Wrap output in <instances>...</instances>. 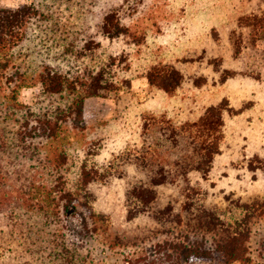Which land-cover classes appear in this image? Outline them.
Wrapping results in <instances>:
<instances>
[{
	"label": "trees",
	"instance_id": "trees-1",
	"mask_svg": "<svg viewBox=\"0 0 264 264\" xmlns=\"http://www.w3.org/2000/svg\"><path fill=\"white\" fill-rule=\"evenodd\" d=\"M98 1L95 31L84 19H55L36 2L0 5V264H93V253L77 237L82 232L71 230L74 236L58 220L74 208L88 233L109 223L94 209L91 185L112 177V165L89 167L85 153L78 165L83 148L75 144L87 130V99L122 88L115 64L127 55L107 52L101 37L110 43L132 37L131 20H126V4H132ZM238 25L251 26L255 41L258 29L264 30V14L242 15ZM246 37L242 30L232 33L234 55ZM225 70L222 81L233 73ZM142 75L149 86L168 94L184 79L171 64L153 63ZM124 82L129 88L130 80ZM37 85L41 90L32 104L19 100L22 88ZM228 104L209 105L181 124L165 116L143 118L142 142L127 161L138 173L125 188L127 217L148 214L163 231L177 235L155 244L149 254L128 258V264H256L250 239L253 223L264 218V196L225 192L218 197L204 185L221 152L224 114L232 112ZM251 161L253 172L264 169V161Z\"/></svg>",
	"mask_w": 264,
	"mask_h": 264
},
{
	"label": "rangeland",
	"instance_id": "rangeland-1",
	"mask_svg": "<svg viewBox=\"0 0 264 264\" xmlns=\"http://www.w3.org/2000/svg\"><path fill=\"white\" fill-rule=\"evenodd\" d=\"M31 2L58 20L84 19L86 24L92 23V31L101 10L98 0H0V5L17 7ZM130 3L131 7L126 4V13L130 14L126 20H131L132 37L136 40L124 36L110 43L101 37L107 52L124 50L127 55L125 60L117 58L115 64L116 81L122 88L107 97L87 99L83 117L87 130L75 144L83 148L79 151L80 160L75 161L78 165L84 153L89 167L95 163L103 170L112 165V177L91 185L94 209L109 223L105 222V227L97 232L88 233L74 208L58 220L68 231L82 232L78 236L70 233L84 238L93 253V264H128V258L149 254L155 244L177 235L175 231H163L165 228L148 214L133 220L127 217L125 188L138 179V173L127 161L134 157L142 142L144 117L165 116L181 124L196 119L207 106L227 100L232 112L225 111L221 152L215 157L204 185L213 188L210 193L218 197L225 192L243 198L264 196V169L255 173L248 167L251 160L264 161V30L258 29L254 41L251 26L238 25L242 15L264 14V0H130ZM241 30L244 37L251 35L244 38V47L234 55L231 35ZM153 63L171 64L181 70L184 79L180 87L168 94L149 86L142 74ZM225 68L233 73L222 81ZM124 79L130 80L129 88ZM40 90V85L22 88L19 100L32 104ZM87 149L91 153L99 151L100 155H87ZM103 156L108 157L106 162L100 160ZM74 169L77 171V166ZM250 249L256 264H264V218L253 223Z\"/></svg>",
	"mask_w": 264,
	"mask_h": 264
}]
</instances>
